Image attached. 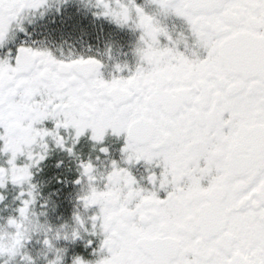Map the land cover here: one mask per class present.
<instances>
[{
    "label": "snow or ice",
    "instance_id": "snow-or-ice-1",
    "mask_svg": "<svg viewBox=\"0 0 264 264\" xmlns=\"http://www.w3.org/2000/svg\"><path fill=\"white\" fill-rule=\"evenodd\" d=\"M0 264H264V0H0Z\"/></svg>",
    "mask_w": 264,
    "mask_h": 264
}]
</instances>
